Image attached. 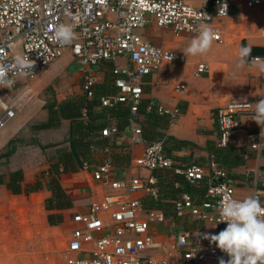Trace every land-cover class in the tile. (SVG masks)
Here are the masks:
<instances>
[{
  "label": "crops",
  "instance_id": "obj_1",
  "mask_svg": "<svg viewBox=\"0 0 264 264\" xmlns=\"http://www.w3.org/2000/svg\"><path fill=\"white\" fill-rule=\"evenodd\" d=\"M213 23L221 32L222 42L213 41L208 52L202 56H191L184 52L194 36L174 35L170 28H160L152 19L148 20L146 27L136 30L144 40L175 54L178 59L162 64L156 72L143 78L140 108L133 117L136 126L142 130L140 137L130 133L128 119L131 115L127 106L121 105L112 114L99 106L91 108L89 124L92 131L85 138L89 144L90 162H82L79 165L71 161L65 168L59 164L58 171L52 173L67 197L60 203L70 202L68 208L47 210L45 204L53 197L50 166L61 154L70 152V136L76 125L69 120H60L56 127L35 129L36 123L45 121L46 109L37 111L34 101L43 90L50 94V101L57 103L78 96L86 97L81 89L86 70L66 52L34 79L26 81L19 78L16 88H0V99L8 105H11L8 102L13 94H17L18 87L22 89L19 95L29 92L36 94L35 97L26 98L29 103L22 117L18 116L19 112L15 107L16 114L12 119L14 122L6 131H0V151L13 141V151L6 160L0 159L2 180L5 183V174L21 170V185L28 188L27 192L12 195L4 185H0V211L8 210L9 216L7 218V215L0 213V254L18 252L16 244L21 246L30 235L31 239L35 240L49 231L52 236L62 232L69 239L73 228L72 215L86 212L91 202L101 199L109 192L104 185L95 182L88 171L82 170V166L84 163L97 166L104 162L111 163L113 167L112 180L150 176L155 178L159 198L152 199L165 216L163 223H150V233L155 242L171 245L177 234L185 232L189 235L190 245H210L212 242L205 236L218 233L223 229L222 225L204 223L188 216L177 218L173 211V202L181 193L191 190L190 196L199 203L203 199L205 189L197 188L196 192L192 188L189 189L183 184V177L174 175L170 170L146 171L134 165V160L141 156L145 144L155 141L163 142L165 155L176 167L197 165L204 168L206 175L207 166L214 161L224 171L227 182L234 187L237 199L249 197L254 189L264 190V151L251 150L249 140L241 133L233 137L229 146L219 148L215 123L217 110L229 101L248 99L255 109V104L264 96V73L247 66L241 69L235 67L238 50L242 45L250 49L249 61L251 57L264 56V6L246 9L241 2H237L231 7L227 17L215 18ZM147 25L150 26L147 28ZM231 28L241 32L239 44L234 45L233 37L226 33ZM200 63L207 66L208 72L203 76H195L196 66ZM73 66L80 68L72 69ZM116 66L130 67V64L125 59H118L114 63L102 62L90 69L95 79L93 90L96 94H110L116 90L112 74ZM176 85H184L185 89L176 93ZM149 105L177 109L179 112L170 120L158 115ZM253 116L252 114L240 119L243 127L249 131H254L259 125ZM33 118H38V121L28 124L31 130L27 135L24 131L28 127L27 123ZM103 126L117 127L118 132L109 137H101L99 129ZM35 181L40 184L38 191L31 189ZM201 183L205 188V177ZM179 187L184 192L178 193ZM138 196L142 204L146 199L144 196L147 195L139 193ZM55 204L53 200L52 205ZM48 215L53 216L52 224L48 223ZM43 222L47 224L48 229L44 228ZM223 257L224 260L228 258L225 253Z\"/></svg>",
  "mask_w": 264,
  "mask_h": 264
},
{
  "label": "built area",
  "instance_id": "obj_2",
  "mask_svg": "<svg viewBox=\"0 0 264 264\" xmlns=\"http://www.w3.org/2000/svg\"><path fill=\"white\" fill-rule=\"evenodd\" d=\"M237 2L246 9L264 6V0H0V65L7 68L13 81L9 88H16L19 78L34 79L69 52L86 70L81 89L86 98L91 99L95 79L90 69L102 62L127 60L130 67L116 66L112 70L116 93L101 97L100 104L106 108L127 106L131 115L130 133L140 137L142 130L133 117L143 95V78L178 57L147 42L136 30L152 19L158 27L170 28L174 35L196 36L197 25L203 22L213 29V41L221 43V32L213 21L227 17ZM222 5L226 6L225 15ZM58 23L73 26L75 39L71 44L61 45L54 39ZM17 52L32 62L29 71L22 72L15 64L13 57ZM250 60L259 63L264 61V56H254ZM207 72V66L200 63L195 76ZM3 87L8 86L0 88ZM184 89V85H176L174 91L180 93ZM149 108L170 120L179 112L161 106L149 105ZM15 114L16 108L0 99V129ZM252 114L254 108L248 99H234L218 109L215 114L217 146H229L233 137L241 133L249 140L251 150L264 151V125L259 124L254 131H249L240 121ZM116 133L112 126L102 129L100 136ZM133 163L146 171L170 170L190 185H198L205 177L203 199L196 203L190 195L181 193L173 202L175 217L188 216L225 227L219 207L225 197L237 198L234 187L214 161L207 166L206 175L204 168L197 165L176 167L165 155L163 142L155 141L145 144L141 156ZM82 168L109 192L91 202L86 212L72 215L73 228L62 251V264H218L223 258V252L214 243L203 247L190 245L185 232L177 234L171 245L155 242L150 223H163L165 216L158 210L143 209L138 196L143 193L153 199L159 198L155 178L112 180L114 170L109 162L97 166L84 163ZM250 196L264 206V190L254 189Z\"/></svg>",
  "mask_w": 264,
  "mask_h": 264
},
{
  "label": "clouds",
  "instance_id": "obj_3",
  "mask_svg": "<svg viewBox=\"0 0 264 264\" xmlns=\"http://www.w3.org/2000/svg\"><path fill=\"white\" fill-rule=\"evenodd\" d=\"M225 7L221 11L225 15ZM197 35L191 39L184 52L191 56L203 55L212 46L215 33L210 25L199 23ZM54 39L61 45H69L75 39V32L71 24L58 23L53 32ZM250 49L240 46L236 69L244 67L255 68L264 73V61L253 63L248 60ZM15 64L26 72L32 66L27 56L17 52L13 57ZM13 81L8 76V70L0 65V87L12 86ZM253 119L264 125V99L255 104ZM219 214L225 227L218 233L205 236L216 248L225 253L227 260L221 258L218 264H264V206L254 197L233 199L225 197L219 207Z\"/></svg>",
  "mask_w": 264,
  "mask_h": 264
},
{
  "label": "trees",
  "instance_id": "obj_4",
  "mask_svg": "<svg viewBox=\"0 0 264 264\" xmlns=\"http://www.w3.org/2000/svg\"><path fill=\"white\" fill-rule=\"evenodd\" d=\"M93 92H94V96L91 99L78 96L75 98L65 100L60 103H57L56 101H49L45 106V109L47 112L45 121L39 124H36L34 126V128L37 130L50 129V128L56 127L57 123L60 120H69L71 123H74L76 125L74 131L72 132L70 136V141H69L70 152L67 154L63 153L57 158V161L50 166L49 174H52V173L54 174L55 172H57L58 171L57 167L59 166V164H62L65 168L66 164L68 165L71 164V161L80 165L82 162H87L90 160L89 144L88 142H86L85 138L87 137L88 133L92 131V127L89 124L90 123L89 115H90V110L92 107L99 106L105 109L106 111H108L110 114H112L119 107H121V105H116L112 108H106V107H102L100 104L101 97L115 94L116 90L112 91L113 93L111 92L110 94L108 93L96 94L95 90H93ZM139 108L140 107H138V109ZM126 123H127V120H125V124ZM106 127L107 126L100 127L99 131H101L102 129ZM115 128L118 132L117 127ZM12 151H13V141L12 142L10 141L6 146V151L4 155H0V159L7 157ZM53 174L50 177L51 184H52L53 197L46 201L45 207L47 210L57 209V208H68L70 207V202L66 201V203L64 204L60 203L62 200L67 199V197L61 191L59 185L53 178ZM21 183H22V171L21 170H15V171L9 172L7 174V180L5 183L3 182L2 176L0 175V185H4L5 188L12 195H19V194H22L28 191V188H23ZM183 184L186 185L189 189L192 188L195 192L197 188L205 189L204 185H202L201 182L196 186V185H190L184 180ZM179 188L180 189H177L178 193L180 191L184 192L181 187ZM31 189L33 191H38L40 189L39 181H35ZM190 191L188 192L187 190L186 193H188L189 195H192V191L191 192ZM144 197L146 198L144 199V201H142V206L144 209L161 211L160 208H158V206L155 205L156 203L155 200H153L149 196H144ZM53 200L56 203L55 205H52ZM47 220H48V223L52 224L53 216L48 215Z\"/></svg>",
  "mask_w": 264,
  "mask_h": 264
},
{
  "label": "rangeland",
  "instance_id": "obj_5",
  "mask_svg": "<svg viewBox=\"0 0 264 264\" xmlns=\"http://www.w3.org/2000/svg\"><path fill=\"white\" fill-rule=\"evenodd\" d=\"M149 26L150 25H147V28ZM226 33L233 37L232 43L234 45L236 43L237 44L240 43V38H241L240 33L241 32L239 33L236 28H234V30L233 28H231V30H229ZM77 67L80 68V66H73L72 69H77ZM17 90H18L17 94L19 95L22 89L21 87H18ZM17 94H13V96L10 99V102L8 103H10L11 106L16 107L19 112L18 116L22 117L23 111H25L26 105L27 103H29L28 100H26V98L35 97L36 94L33 95L31 92L25 95L21 94L19 96H17ZM23 95L24 97L21 99V96ZM49 97H50V94L47 93V90H43L42 92H40V94L37 96V98L34 101L37 111H42L43 109L45 110L44 107L52 99ZM36 110L34 111L36 112ZM45 113L47 114L46 110H45ZM34 121H38V118L31 119L27 123V125L28 124L31 125V123H33ZM13 122L14 120L9 121L4 126V128L0 129V131H6L7 128L11 126ZM30 125H28V127H26V130L24 131V133L27 135H28V132L30 133V130H31ZM5 151H6V148H3L0 151V155H4ZM4 159L6 160V157ZM9 164H14V163H9ZM7 174H5V176H7ZM7 211L8 210L3 209L2 211H0V213L7 215L5 217L9 218ZM43 225L45 229L49 228L45 222H43ZM52 235L53 234L50 233L49 231V232H46L45 235L40 236L39 237L40 239H35V240H32L30 237L31 235H30L28 239H26V242H23L21 246H18L16 244V251L18 252H14L8 255L0 254V264H33L34 261H35V264H62V251L65 248V245L67 243V240H66L68 239L66 238L67 235H65V233L63 234L62 232L55 234V236H52Z\"/></svg>",
  "mask_w": 264,
  "mask_h": 264
}]
</instances>
